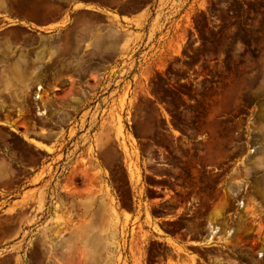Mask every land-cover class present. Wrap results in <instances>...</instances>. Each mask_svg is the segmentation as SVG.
<instances>
[{
  "label": "rangeland",
  "instance_id": "374dc122",
  "mask_svg": "<svg viewBox=\"0 0 264 264\" xmlns=\"http://www.w3.org/2000/svg\"><path fill=\"white\" fill-rule=\"evenodd\" d=\"M73 1L0 0V264H264V0Z\"/></svg>",
  "mask_w": 264,
  "mask_h": 264
},
{
  "label": "crops",
  "instance_id": "0c3cea01",
  "mask_svg": "<svg viewBox=\"0 0 264 264\" xmlns=\"http://www.w3.org/2000/svg\"><path fill=\"white\" fill-rule=\"evenodd\" d=\"M73 8L70 11V14H68L67 16L64 17H60L58 19L49 21L47 23H43V24H38L35 28L30 27L31 31H34L36 33L39 34H51V33H57V32H61L65 29H67L70 25H72L73 23L78 24H84L85 20L83 18H79L77 17L75 14L78 11H92V12H97L95 10H92L91 8L96 4L93 1H85V0H74L73 3ZM101 5H103V3H101ZM115 15V14H113ZM120 17V21L122 23H134L137 22L141 19V17L139 15H128V16H119ZM124 18H126L129 21H125ZM1 209V207H0ZM8 209V208H5ZM2 211H6V210H2ZM4 248L1 247L0 245V253L1 251H3Z\"/></svg>",
  "mask_w": 264,
  "mask_h": 264
},
{
  "label": "flooded vegetation",
  "instance_id": "af4514ba",
  "mask_svg": "<svg viewBox=\"0 0 264 264\" xmlns=\"http://www.w3.org/2000/svg\"><path fill=\"white\" fill-rule=\"evenodd\" d=\"M156 162V167H159V168H162V167H166V168H168L169 166L168 165H166V164H161L160 162L161 161H155ZM154 177V179L156 180V181H163V180H165L166 179V177H159V176H153ZM152 190H154V191H160V188L159 187H150Z\"/></svg>",
  "mask_w": 264,
  "mask_h": 264
},
{
  "label": "built area",
  "instance_id": "2783aa9c",
  "mask_svg": "<svg viewBox=\"0 0 264 264\" xmlns=\"http://www.w3.org/2000/svg\"><path fill=\"white\" fill-rule=\"evenodd\" d=\"M42 90H43V88H41V89H39V91H40V94L38 95L39 96V98H41V96H42Z\"/></svg>",
  "mask_w": 264,
  "mask_h": 264
},
{
  "label": "bare ground",
  "instance_id": "6f19581e",
  "mask_svg": "<svg viewBox=\"0 0 264 264\" xmlns=\"http://www.w3.org/2000/svg\"><path fill=\"white\" fill-rule=\"evenodd\" d=\"M216 231H217V230H216ZM216 233H217V232H215L214 234L217 235L218 233H217V234H216Z\"/></svg>",
  "mask_w": 264,
  "mask_h": 264
}]
</instances>
